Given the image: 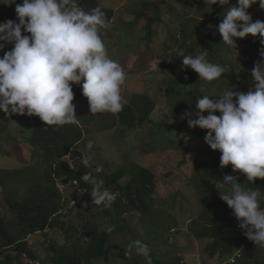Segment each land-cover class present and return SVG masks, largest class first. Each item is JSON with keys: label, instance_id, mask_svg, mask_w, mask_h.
<instances>
[{"label": "trees", "instance_id": "1", "mask_svg": "<svg viewBox=\"0 0 264 264\" xmlns=\"http://www.w3.org/2000/svg\"><path fill=\"white\" fill-rule=\"evenodd\" d=\"M131 1L132 4L139 2V5H135L133 8L136 9V15L144 17L145 27H131L126 25L125 21H122L121 27L115 30L114 35L110 31L113 28L112 23H114V20L119 18V16L116 17L118 14L116 12L117 7L114 8L106 5L103 0H78V3L85 11L100 7L105 13L110 26L101 29V37L111 59L120 64V60L124 59L127 53H135L141 61L140 64L144 66L154 60L151 53L160 48L162 52L158 53L156 66H158L159 60H161L159 67L163 71L167 65V61H164V56L167 53L165 49L166 42H163L161 39L156 41L153 34L154 26L158 22H161L163 25L167 24L163 17H170L169 15L173 11L181 14L179 18L186 17L187 15L184 14L183 9H179V5L182 4L187 7V3L185 0H178L179 5L174 6L172 3L174 0H169L167 2L168 6L163 7L162 3L164 0ZM4 2L5 0H0V22L8 19L15 20V4H2ZM233 2L235 5L238 0H233ZM248 12L253 22L256 20L264 22V9H260L258 4L252 5L248 9ZM162 14H164L163 17ZM193 17L187 18L194 19ZM196 20L198 21V19ZM157 32L155 34L156 36ZM218 33L215 29L213 31L214 37ZM137 34H142L146 37L147 43L142 44L137 37L135 45L132 46V43L123 44L129 36ZM22 35H24L23 32ZM254 37L256 40L252 41ZM236 42L239 45L241 44L243 49L242 54L246 60L243 67H237L235 61L229 62L230 66L226 67L223 55L219 57L220 61H217L218 63L215 62V50L208 51L207 58L210 62L224 67L225 72L222 74V78L228 79V82L230 80V82L239 88L245 90L250 89L255 83L251 76V70L256 64L264 63V56L261 55L262 51H264V44H261L260 36H252L251 34L243 39H237ZM144 44L146 45L144 46ZM141 46H144L143 51ZM12 47L13 45H6L4 51H0V58H2L5 51L11 50ZM130 48L132 50L127 51ZM180 60L181 58H178V61ZM261 67H264V65H261ZM122 68L126 76L128 74L132 75L131 71L126 70L123 66ZM143 70H135V72L142 73ZM188 70L191 74L186 77L181 76V78L176 80L171 75H166L164 84L165 99L173 96L174 86L172 83L180 82V86L184 87L187 82L198 79L199 83H197L196 88L187 91L184 94L185 97H192L196 94L197 98H203V95H209L213 101L219 100L218 91L214 89V81L207 82L199 79L198 73L190 68ZM147 81L153 82L154 80L144 79L143 83ZM158 85H162V82ZM203 85H207L210 92L203 94ZM228 86H232V84ZM73 91V103H80V108L84 110L83 114L87 115L89 122H93V118L99 114H92L90 112L88 100L82 94V87L77 85L73 87ZM141 91H133L130 93V97L127 98L124 108L120 113H104L100 114V117L102 115H112V121L107 124L110 127L107 126L106 128H120L121 133L127 127L155 128L156 135L153 136L155 144L152 147L150 144L151 140L147 147H142V152L161 151L164 145L167 146V143H164L167 136L164 133L161 134L167 125L165 122L157 121L153 118L157 103L150 94ZM182 104H188V100H184ZM203 114L207 116L209 113L205 111ZM213 114L217 116L221 115L218 111ZM0 115L2 118L6 116L2 111H0ZM11 117H14L18 122L19 120L26 122L34 119L35 116L29 117L27 115L16 114ZM187 131L189 132L188 135L190 138L192 136L198 138L200 140L199 143L206 147V150L199 151L198 155L193 156L197 168L192 174L187 175L186 179L188 180L185 182L188 188L193 190L196 201H193L192 197L189 198L187 193L180 188L177 190L173 187H170L171 190L166 191L168 198L165 200L155 197L157 194L158 180L156 179L157 174L154 171L156 168L154 161L142 167L136 165L137 168L135 167L136 169H134V175L132 177L128 176L127 180H124L127 178L125 176L127 174L125 172L128 168L127 165H125L126 169L118 167V169L107 170L104 166H97L92 162L91 167H86L82 163L84 154L78 146L86 134L81 123L78 121V124L73 125L60 127L48 126L39 118L32 128V142L37 147L35 156L37 157L39 154V160H32L34 162L31 167L12 169L10 166H2L0 168V171H4L5 173V178L2 179L10 180L5 184L1 179L4 185V187L2 186L5 190L4 192L10 194L9 187H11L10 185H14L17 188L12 189V193L16 190L22 194L20 197L18 196L19 198L12 197L10 194L1 199L0 264H35L36 262H40V264H91L93 260L103 258L104 256L110 257V250L107 243L110 241L112 235H122L120 250L122 254H125L127 242L131 240L130 238L126 242V230L127 228H133L130 227L131 223L128 222L131 220H135L137 223L141 221L145 224L144 232L148 233V236L154 238L164 237L163 247H157L156 250L150 252L153 264H185L183 258H180V255V257L177 256L173 260H160V258L164 257L159 253L160 251H170V254L167 255L170 257L171 254L174 256L175 249H177L175 244L169 242L171 233L169 236H165L166 231L168 229L170 230L167 227L171 226L168 223H174L175 217L170 218L165 216V210L159 206L160 201L168 202L169 200H172L171 204L175 207L193 205L192 210L194 215L189 227V233L197 239H212L206 247V251L210 256L215 257L216 254H219L222 259H229V264H264V249L259 248L247 239L244 235V230L239 227L240 222L233 215V210L220 198L221 192L230 190V186L223 182V178L225 175H231L245 189L256 190L260 194V204L264 206V179L257 178L254 184H252L247 181L245 174L234 171L231 165L222 168L220 166L221 153L218 150H212L205 142L204 137L207 134V130L200 129L198 126L194 129L190 128L187 123V118H183L178 128L179 139L182 140L186 136L187 133L185 132ZM171 140V138H168V141ZM181 142H184V140ZM10 143L11 155H8L19 163H28L25 157L26 150H29V147L26 148L27 144H21L20 142ZM187 149L192 150L191 146H188ZM68 155L72 159V162H68ZM187 160L188 157L184 153L178 164L185 166L184 164ZM97 167H102L103 171L96 172ZM185 168L187 169L186 166ZM85 173H91L93 176L103 179V187L113 193H118V195L110 210L103 208L94 211L91 208L84 209V205H81L80 210L75 212V216L78 218V221L75 223L69 219V211L66 210L67 199L60 189L59 184L60 182L63 184L70 183L73 180L79 181V190L84 191L83 196L88 201L91 199L90 193L92 185L82 180L81 176ZM174 174L170 171L168 176L159 178V180L162 181L164 179V184H167L170 182L169 180L174 181ZM166 204L168 205V203ZM163 218H166L167 227H163L157 231L155 225L161 223ZM108 226L114 228L111 233L102 230ZM170 232L176 234L178 230ZM51 233L61 234L63 241L60 242L56 238H47ZM35 234L43 237V251L49 253L47 258L41 256L29 241V238ZM79 234L83 235L80 236ZM84 237H88L89 241L83 242Z\"/></svg>", "mask_w": 264, "mask_h": 264}, {"label": "clouds", "instance_id": "2", "mask_svg": "<svg viewBox=\"0 0 264 264\" xmlns=\"http://www.w3.org/2000/svg\"><path fill=\"white\" fill-rule=\"evenodd\" d=\"M205 3L225 6L230 0H205ZM2 4H15L16 19L0 22V51L6 45H13L0 58V111L8 117L37 116L48 126L78 124L72 85L82 87L92 114H118L123 110L126 101L122 86L128 78L122 65L109 57L102 40L101 29L110 25L100 7L85 11L78 0H22V3L5 0ZM254 4L264 9V0H238L224 11L218 32L226 45L236 48L237 39L249 34L260 36L264 44V22H253L248 12ZM261 55L264 56V51ZM180 57H183L182 70L190 68L204 81H216L225 72L223 66L209 61L206 50L195 56L181 52ZM261 65L264 63L256 64L251 70L255 83L246 93L231 88L218 94L217 101L203 95L195 103L197 111L185 113L190 128L198 126L207 130L205 142L221 153L220 166L231 165L252 184L257 178L264 179V67ZM155 66L152 60L146 66L139 64L136 71L145 72ZM205 111L209 113L207 116L203 114ZM217 111L220 116L213 114ZM86 147L90 151L92 142ZM67 159L72 162L69 155ZM82 163L91 167L92 157L83 155ZM102 171V167L96 168V172ZM81 178L92 185L90 196L94 205L112 209L118 193L104 188V180L91 173ZM223 182L230 190L221 192L220 198L233 210L247 239L264 249V206L260 204V194L245 189L231 175H225ZM70 183L79 188V181ZM102 230L111 233L114 228L108 226ZM133 250L145 259V264H153L146 243L139 239L132 241L126 250L128 258Z\"/></svg>", "mask_w": 264, "mask_h": 264}, {"label": "rangeland", "instance_id": "3", "mask_svg": "<svg viewBox=\"0 0 264 264\" xmlns=\"http://www.w3.org/2000/svg\"><path fill=\"white\" fill-rule=\"evenodd\" d=\"M177 1L178 0H174L172 2L174 6L179 5ZM103 2L106 5H110L114 8L117 7L116 12L118 14L116 17L119 16V18H116L114 23H112L113 28L110 31L112 35L115 34V30H118L119 27H121L122 21H125V24L131 27L138 26L139 28H142L144 26V17L136 15V9L133 8L135 5L138 6L139 2H136V4H132L131 0H103ZM167 2H169V0H164L162 6L167 7ZM185 2L187 3V7L180 4L179 9H183L182 11L187 15L186 17L179 18L181 14L179 12L173 11L169 15L170 17H166L165 19V23L167 24L164 23L165 25H163L161 22H158L153 29V34L156 41L161 39L163 42H166L165 49L167 50V53L164 56V60L167 61V65L165 66V70L161 71L159 67L161 60H159L157 68H148L145 72L135 74V70L140 64L137 61L138 59H136L135 54L127 53L126 58L120 61V64L126 70L132 72V75L127 76L128 80H126L125 84L122 86V96L124 100L127 101V98L130 97L129 95L133 91L140 92V90H142L141 92L150 94L152 96V98L157 103V107L154 109L153 118L157 121L165 122L167 125L166 129L161 132V134L164 133L167 136V139L164 140V143H167V146L164 145V148H162L161 151L157 150L143 153V146L147 147L151 140V146L153 147L155 144L153 137L156 135L155 128L148 129L149 127H127L121 133L120 128H106L108 126L107 124L113 119L112 115H102V117H100L99 114L93 118V122H89L87 115L83 114L84 110L80 108L81 104H74L76 105L77 120L81 123L82 128L86 133L78 146L84 155L87 154L92 157V162L94 165L104 166L107 168V170L118 169V167L126 169L125 165H127L128 168L125 170V172H127L125 175L127 178L124 179L127 180L128 176L132 177L134 175V169L137 168L136 165L142 167L144 165L151 164L154 161V165L156 167L154 171L157 174L156 179L158 180L156 191L157 194L155 196L156 198L166 200L168 198L166 191L171 190L170 187H173L177 190L180 188L182 191L187 193L189 198L192 197V200L196 201L193 190L189 189L185 182L188 180L186 179L187 175L192 174L197 168L195 166L193 156L198 155L199 151L206 150V147L205 145L199 143L200 140L198 138L194 136L190 138L188 131L185 132L187 133L186 136L182 138L184 142H181L182 140L179 139L178 128L180 123L183 121V118H186L185 113L197 111L195 108L197 95L194 94L192 97L186 98L184 94H186L187 91L191 90L192 88L195 89L199 81L197 79L196 81L193 80L187 82L184 87L180 86V82L178 83L175 81L176 83H172L174 86L173 96L165 99L164 84L166 75H171L174 80H176L181 78V76L186 77L187 75L191 74L188 68L182 70L183 57H180L181 52H183L184 55L195 56L205 50L207 52L215 50V62H219V57L223 55V60L226 62V67L230 66L229 62L235 61L237 67L241 68L245 65L246 60L242 54L243 49L241 44L239 45L238 42H236V48L234 46H228L222 41V37L220 33H218V25L222 22V15L227 8L234 5L233 0H230L229 5L225 6H220L217 4L212 6L210 4L207 5L205 0H185ZM16 3H22V0H16ZM163 16L164 14H162V17ZM187 17H193L194 19ZM196 19H198V21ZM215 29L218 33L216 37H214L213 34ZM156 32L157 36L155 35ZM137 37L138 40L142 42V44L147 43L146 37H144L142 34H137L129 36V38L126 39L123 44L132 43L133 46L135 45ZM255 40L256 38L254 37L252 41ZM145 45L146 44H144V46ZM144 46H141L142 51L144 50ZM130 50H132V48L128 49L127 51ZM159 52H162L160 48L154 50L151 53L155 62H157ZM178 58H181V60L178 61ZM171 62L173 63L171 64ZM155 76L156 78L153 79ZM144 79H152L154 81H147L149 83H143ZM159 80H162V85H158L160 83ZM214 82V89L218 91V94H221L226 90H230L231 88L233 91H243L245 93L250 90L239 88L235 86L234 83L230 82V80L228 82V79L222 77ZM230 84H232V86H228ZM72 86L76 87L77 85ZM204 87H207V85H203L202 87L203 94L210 92L208 90L209 87H207V89ZM186 99L188 100V104L183 105L182 103ZM4 118H6V120H4ZM4 118H2L0 115V123H4L2 125L0 124V168L2 166H10L12 169L25 168L27 166L31 167L32 163L34 162L32 160H39V154L37 157L35 156L37 147L32 142V128L34 123L38 121L39 117L35 116L34 119L26 122H22L21 120L18 122V120H16L14 117L5 116ZM168 138H171L172 140L168 141ZM89 141H91L93 144V147L90 151L86 147ZM10 142H20L21 144H27L26 148L29 147V150H26L25 157L28 160V163H19L17 160L9 156L11 155V150L9 148V145H11ZM188 146H191L192 150L187 149ZM184 153H186L188 157L187 162L184 164L187 169L185 166H180L178 164ZM170 171L175 173L174 181L169 180L170 182L164 184V179L161 181L159 178L168 176ZM197 171L199 172L198 169ZM4 174V171H0V204L1 199L7 195L9 196L11 194L12 197L14 196L16 198H19L20 195H22L20 191L16 190H14L12 193V189L17 188L14 185H10L11 187H9L10 194L4 192V185L1 182L5 178ZM3 181L5 184H7L10 180L6 179ZM59 185L67 199L66 210L69 211L70 221H74L75 223L78 221V218L75 216V212L80 210L81 205H84V209L91 208L94 211L103 209L102 205H94L92 198L86 201V198L83 196L84 191L79 190L80 185L79 188L69 182L65 184L60 182ZM166 203H168V205ZM171 203L172 200H169L168 202L160 201V204H158L165 210V216L170 218L175 217L174 223H168V225L171 226L167 227L166 218H163L161 223L155 225V229L158 231L163 227L170 228V230L168 229L166 231L167 233L165 236H169L171 233L169 242L171 244H175L177 249H175L174 256L171 254L170 257L167 256L170 254V251H160L159 253L161 255L168 257H162L160 260H173L180 255L181 257H179L183 258L185 264H229V259H222L219 254H216L215 257H212L206 251V247L210 244L212 239H197L189 233V227L192 223L194 215L192 210L193 205L175 207L174 205L172 206ZM128 222L131 223L130 227L133 228H127L126 230V242L131 238V240L127 242V249L128 245L136 239L146 243L149 249L151 248L150 252L152 250H156L157 247H163L164 237L154 238L148 236L149 234L144 232L145 224H143L141 221H139V223H137L135 220ZM174 230H178V233L175 234L174 232H170ZM79 235L82 236L83 234ZM47 238H56L60 242L63 241V237L59 233H51ZM121 240L122 235H112L110 241L107 243V246L110 250V257L104 256L103 258L93 260L91 264H145V259L142 256L136 255L134 250L130 253V258L126 256V252L125 254H122V251L120 250ZM29 241L38 250L41 256L44 258L48 257L49 253L43 251L42 236H37V234L32 235L29 238ZM88 241V237H84L83 242ZM35 264H40V262H36Z\"/></svg>", "mask_w": 264, "mask_h": 264}]
</instances>
